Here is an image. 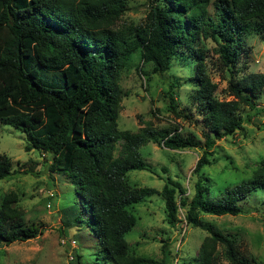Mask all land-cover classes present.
Returning <instances> with one entry per match:
<instances>
[{"label":"trees","instance_id":"obj_1","mask_svg":"<svg viewBox=\"0 0 264 264\" xmlns=\"http://www.w3.org/2000/svg\"><path fill=\"white\" fill-rule=\"evenodd\" d=\"M129 1L0 0V122L23 131L29 141L26 151L36 148L51 156L49 170L71 180L88 211L83 219L76 206L72 212L80 214L72 220L85 221L97 236L98 257L112 264H172L168 244L159 260L133 254L126 239L137 222L133 207L160 192L171 225L180 204L187 223L209 233L189 264H221L220 244L231 264H262L241 252L234 235L200 216L248 213L241 201L264 189V155L251 177L221 195H211L201 175L212 162L215 137L231 135L252 119L253 113L240 115L241 106L261 110L255 98L264 92V72L235 74L229 79L233 98L220 100L217 84L206 71L205 50L197 42L201 35L212 38L219 44L222 63L237 66L247 25L264 21V0H151L144 24L118 25ZM184 52L195 62L191 100L205 123L203 144L195 136L172 134L151 122L138 131L121 129L122 72L137 57L163 74ZM167 95L169 111L187 116L177 109L173 95ZM150 141L170 149H203L191 174L190 197L171 177L160 191L131 184V171L152 170L141 152ZM12 172V159L0 154V181ZM17 201L12 191L0 203V242L8 245L39 235L36 225L27 224Z\"/></svg>","mask_w":264,"mask_h":264},{"label":"rangeland","instance_id":"obj_2","mask_svg":"<svg viewBox=\"0 0 264 264\" xmlns=\"http://www.w3.org/2000/svg\"><path fill=\"white\" fill-rule=\"evenodd\" d=\"M150 5L151 0H130L118 25L144 24ZM209 12L214 15L212 5ZM245 33L237 66L227 67L222 63L219 44L212 38L201 35L197 42L205 50L206 71L217 84L215 94L220 100L233 98L229 92V79L235 74L264 72V21L253 20ZM186 55V52L179 54L173 59L171 69L163 74L155 73L151 64H142L137 57L133 65L122 72L121 129L138 131L146 122H151L155 127L171 130L172 134L195 136L203 144L205 123L191 100L195 62L188 60ZM167 93L173 95L177 109L188 117L169 111ZM255 101L261 110L252 111L245 105L240 109L243 118L253 113L250 121L243 122L242 128L231 135L215 137L212 162L201 171L209 183L211 195H221L227 187L251 177L260 164L264 155V92ZM28 143L23 131L0 122V154L12 159L13 171L0 181V203L7 193H17L16 204L24 209L27 224L39 229V235L34 239L9 245L0 242V264H112L96 255L99 241L86 222L72 220L80 214L72 212L76 206L82 209L83 219L88 216L80 201L83 199L81 194L76 193L69 178L49 170L51 156H44L36 148L26 151ZM141 152L152 170L131 171L128 175L131 184L160 191L171 177L182 183L187 189L186 195L191 196L194 179L191 174L203 153L201 147L170 149L150 141ZM180 197L177 192L178 204ZM241 204L250 212L220 216L202 213L200 217L215 229L234 235L241 252L264 264V189L251 193ZM133 212L137 222L126 234L133 254L160 260L163 246L168 244L172 264H189L197 259L201 243L209 233L188 224L185 208L180 204L174 226L167 221L165 200L160 192L137 203ZM217 257L221 264H231L222 244L218 246Z\"/></svg>","mask_w":264,"mask_h":264}]
</instances>
